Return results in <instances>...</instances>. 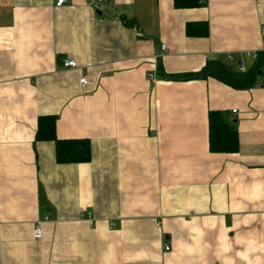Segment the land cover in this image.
<instances>
[{
    "label": "crops",
    "instance_id": "1",
    "mask_svg": "<svg viewBox=\"0 0 264 264\" xmlns=\"http://www.w3.org/2000/svg\"><path fill=\"white\" fill-rule=\"evenodd\" d=\"M69 1L0 0V264H264L260 80L156 72L229 56L247 70L264 0ZM208 111L236 120L237 153L209 151ZM44 117L58 140H90L89 163H56Z\"/></svg>",
    "mask_w": 264,
    "mask_h": 264
},
{
    "label": "trees",
    "instance_id": "2",
    "mask_svg": "<svg viewBox=\"0 0 264 264\" xmlns=\"http://www.w3.org/2000/svg\"><path fill=\"white\" fill-rule=\"evenodd\" d=\"M176 9L200 8L205 5L204 0H173ZM125 26H135L132 20L122 18ZM198 26L197 30H193L192 24L186 25V34L207 36L208 27ZM196 31V32H194ZM264 66V52L256 53L247 70L242 73L237 67H232L227 59L208 60L204 67L198 72H190L188 74L167 75L161 72L160 66L157 67V76L168 80L190 81L205 80L212 78L224 85L237 90H249L257 85L260 80L258 72ZM208 144L209 151L215 154H235L239 149L238 131L235 125L228 122L222 111H208ZM38 129L36 132V140L44 138L53 141L55 149V161L57 164H77L89 163L91 157L90 140L74 139V140H58L54 134L55 117H44L38 119Z\"/></svg>",
    "mask_w": 264,
    "mask_h": 264
},
{
    "label": "built area",
    "instance_id": "3",
    "mask_svg": "<svg viewBox=\"0 0 264 264\" xmlns=\"http://www.w3.org/2000/svg\"><path fill=\"white\" fill-rule=\"evenodd\" d=\"M108 1L109 0H93V1L90 2V5H94L95 3H98V4L99 3H105V2H108ZM69 2H70L69 0H56L55 6L56 7H62L64 5H66V4H68ZM164 49H165V45H161V51H163ZM250 56L252 58H254V59L256 58V54L255 53H251ZM227 61L228 62H232V57H230V56L227 57ZM62 66H63V68L72 69V68L77 67V64H76L75 60L71 59V60L64 61ZM237 69H239V71L242 72V73H244L246 71V69L243 68L242 64L238 65ZM155 77H156L155 74H153V73L149 74V79L150 80H152V81L155 80ZM259 77H260L261 87L264 90V66H263V69L261 70V75ZM85 82H86V78L85 77L80 80L81 84H85ZM34 237L35 238H39L40 237V229H39V227L35 228ZM164 249L165 250H169L167 246Z\"/></svg>",
    "mask_w": 264,
    "mask_h": 264
},
{
    "label": "water",
    "instance_id": "4",
    "mask_svg": "<svg viewBox=\"0 0 264 264\" xmlns=\"http://www.w3.org/2000/svg\"><path fill=\"white\" fill-rule=\"evenodd\" d=\"M238 65H241V60H238ZM260 75H261V71L258 72V76H260ZM233 123H236V120L233 121Z\"/></svg>",
    "mask_w": 264,
    "mask_h": 264
},
{
    "label": "rangeland",
    "instance_id": "5",
    "mask_svg": "<svg viewBox=\"0 0 264 264\" xmlns=\"http://www.w3.org/2000/svg\"><path fill=\"white\" fill-rule=\"evenodd\" d=\"M229 63H231L230 65H231L233 68L237 66L235 62H229Z\"/></svg>",
    "mask_w": 264,
    "mask_h": 264
}]
</instances>
